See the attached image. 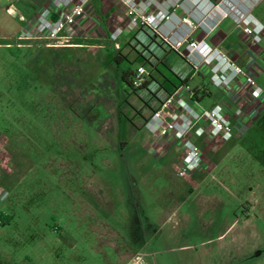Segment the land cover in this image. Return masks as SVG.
<instances>
[{"label": "rangeland", "instance_id": "374dc122", "mask_svg": "<svg viewBox=\"0 0 264 264\" xmlns=\"http://www.w3.org/2000/svg\"><path fill=\"white\" fill-rule=\"evenodd\" d=\"M138 40L120 38L118 48L0 45V171L9 179L0 183V264H121L135 252L149 264H264V138L218 176L229 190L197 188L200 167L195 174L178 148L156 158L145 123L163 98L156 82L169 75L158 61L173 69L181 62L148 34ZM117 53L134 73L146 67L139 89L121 80ZM211 193L216 210L196 218L190 204Z\"/></svg>", "mask_w": 264, "mask_h": 264}, {"label": "built area", "instance_id": "2783aa9c", "mask_svg": "<svg viewBox=\"0 0 264 264\" xmlns=\"http://www.w3.org/2000/svg\"><path fill=\"white\" fill-rule=\"evenodd\" d=\"M127 10L126 21L115 27L107 38L108 44L118 48L120 38L125 34L137 36L144 32L154 37L166 49L175 51L195 71L207 66L210 84L230 91L238 81L242 82L251 97L263 94L253 75L234 63L205 38L197 39L195 34L202 30L209 35L223 19L231 18L237 27L253 43L262 40L264 25L252 14V6L258 0H118ZM52 8H43L34 21L25 26L10 40L11 47L41 46L60 48L74 46V38L83 31L79 21L85 17L97 20L98 15L93 0H52ZM181 11V15L177 12ZM89 48L100 46H88ZM146 67L137 68L133 78L134 87H141L148 76ZM185 78V77H182ZM188 100L176 103L181 91ZM203 90V87L202 89ZM237 109V114L241 113ZM151 135L150 153L162 158L173 146L182 141L188 167L194 170L200 164L202 153L193 142L183 139L192 130L199 136L209 133L221 141L233 137L231 121L219 105L204 107L196 100L193 89L181 85L159 101L145 123ZM7 192L0 184V199ZM126 264H149L140 253H133Z\"/></svg>", "mask_w": 264, "mask_h": 264}, {"label": "crops", "instance_id": "0c3cea01", "mask_svg": "<svg viewBox=\"0 0 264 264\" xmlns=\"http://www.w3.org/2000/svg\"><path fill=\"white\" fill-rule=\"evenodd\" d=\"M51 1L52 0H0V45L23 50L21 48L24 47H11L8 46V43L15 38L25 26L34 21L43 8H52ZM116 1L120 5L119 7H124L118 0ZM93 4L97 11V20L89 16L80 20L79 26L82 28L83 32L74 38L73 42L75 45L69 48L101 45L107 42V38L112 30L122 25L127 19V17H120L121 11L119 8L117 9L115 7L116 5L113 4L112 0H93ZM251 11L264 25V0L256 1ZM177 13L181 15V11ZM121 18L122 22L110 30L109 24H113V22L119 19L121 20ZM138 36L139 35L136 36L137 39ZM125 37H132V35L125 34L122 38ZM195 37L197 39L205 38L213 47L219 49L234 63L246 69L249 74L254 76L257 84L263 90L261 96L251 97L247 90H245L241 81H238L230 91L213 87L210 84V75L207 73L209 70L207 66H202L197 71L191 70L186 60L178 53L166 49L156 41L152 42L155 46L161 48L165 54H176L177 57L175 58L179 60L181 64L177 66L176 69L172 67L171 69L181 77L189 76L187 85L191 89L194 90L197 87L202 89V87H205V89L208 90L209 96L202 98L199 103L203 105L202 103L208 99V107L219 105L226 117L231 121L233 137L229 140L221 141L217 137L210 136L209 133L199 136L194 130L191 136L193 141H197L196 144L199 145L202 153L200 164L193 170L195 174L200 172L196 174L198 180L194 181L193 184H196L197 188L203 187L210 189L212 186H220V188L222 187L229 190L225 180L223 178L219 179L218 176L220 177V175L226 173L229 174L230 171L233 170L232 166L234 164L232 161H235L237 154L250 155L248 150H243V146L249 145L257 136L259 140L264 138V32L261 42L253 43L242 29L237 27L231 18L227 17L223 19L209 35L205 36L203 31L199 30L195 34ZM196 73H198L200 77L197 85L193 86L191 83ZM175 89L176 88H172V92ZM160 91L163 93V98L168 95L161 88ZM186 100H188V95L182 90L176 98V103L179 104ZM239 108L242 111L238 115L236 112ZM149 141H151V135L149 136ZM216 144L220 146L217 149ZM173 148H178L184 152L182 141L178 140L174 142L168 152ZM199 167L200 170L197 171ZM210 176L211 179L209 181L208 178ZM231 179L233 178L231 177ZM7 180L9 179L5 178V174L0 171V183L1 181L6 182ZM182 182L185 184L187 180H183ZM187 183L192 184V182ZM231 183H234V181L231 180ZM258 186L264 187L263 182L262 184L258 183ZM216 199L217 197L214 193H211L210 196L200 195L198 196V201L190 204L188 210L191 211L196 218H199L208 209L216 210L214 207V200ZM179 207L181 206L176 204L171 209L166 219L167 221L178 215ZM187 220L189 223L188 225H190L191 217L188 216ZM127 260V255L121 256L120 258L121 264H124Z\"/></svg>", "mask_w": 264, "mask_h": 264}, {"label": "trees", "instance_id": "16d2710c", "mask_svg": "<svg viewBox=\"0 0 264 264\" xmlns=\"http://www.w3.org/2000/svg\"><path fill=\"white\" fill-rule=\"evenodd\" d=\"M148 36L150 37L151 42H155L154 37L150 36L149 34ZM133 37L136 41H138L140 45H142V43L137 39L136 36ZM146 51L149 52L150 54L153 53V51H150L148 49H146ZM143 58L146 59L145 56ZM156 58L159 60V57L156 56ZM112 61H114L119 67H121L120 68L121 80L124 82L126 87L132 90L139 89L140 87L136 88L133 85V78L135 76V73L131 71V63L127 61L125 57H122L119 53L114 54L112 56ZM125 62H128L129 64L126 65ZM158 62L169 72V75L162 74L163 81L161 83L156 82L157 85L167 94L172 93V88H178L181 85H187V83L189 82V76L182 78L181 76L177 75L163 60H159ZM207 91L208 90L205 89V87H203V90H201L198 87L195 88L193 92L196 100L200 101L202 98L209 96V93Z\"/></svg>", "mask_w": 264, "mask_h": 264}]
</instances>
